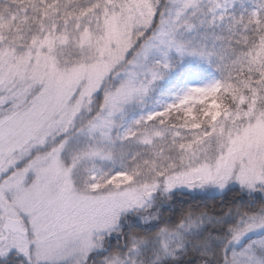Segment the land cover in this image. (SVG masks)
Listing matches in <instances>:
<instances>
[{
	"label": "snow or ice",
	"instance_id": "1",
	"mask_svg": "<svg viewBox=\"0 0 264 264\" xmlns=\"http://www.w3.org/2000/svg\"><path fill=\"white\" fill-rule=\"evenodd\" d=\"M0 264H264V0H0Z\"/></svg>",
	"mask_w": 264,
	"mask_h": 264
}]
</instances>
